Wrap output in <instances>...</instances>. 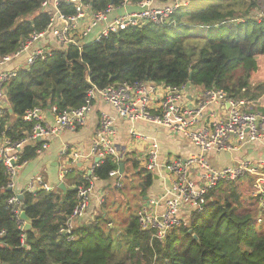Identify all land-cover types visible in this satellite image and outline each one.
I'll return each instance as SVG.
<instances>
[{
  "label": "trees",
  "instance_id": "1",
  "mask_svg": "<svg viewBox=\"0 0 264 264\" xmlns=\"http://www.w3.org/2000/svg\"><path fill=\"white\" fill-rule=\"evenodd\" d=\"M44 1L0 0V58L13 56L33 35L45 31L50 15L42 9ZM184 1L187 5L175 10L166 25L131 26L82 49L56 47L45 59L18 71L4 86L14 114L6 108L0 137L22 141L35 125L24 118L29 110L51 105L60 114L78 109L92 86L190 83L224 91L233 99L258 100L264 83L253 84L251 79L261 66L259 57H264L259 0ZM123 2L92 0L91 9L103 11ZM60 8L76 13L66 0ZM41 144L26 145L19 164L36 158ZM120 163L142 174L139 161L107 156L92 176L77 165L68 169L64 183L72 188L66 192L60 187L22 191L20 206L32 222L25 230L9 203L16 192L9 188L11 176L0 159V264H264V226L258 223L259 210L251 196L253 183L244 195L241 182H221L207 194L203 211L193 213L187 226L174 228L161 241L139 223L138 211L155 182L143 168L138 205L120 215L105 194L93 220L75 226L69 235L61 232L77 203L78 188L89 186L94 178L110 183V173L119 170ZM119 180H114L116 187H121Z\"/></svg>",
  "mask_w": 264,
  "mask_h": 264
},
{
  "label": "built area",
  "instance_id": "2",
  "mask_svg": "<svg viewBox=\"0 0 264 264\" xmlns=\"http://www.w3.org/2000/svg\"><path fill=\"white\" fill-rule=\"evenodd\" d=\"M61 1L43 2L42 9L50 15L47 28L42 33L33 35L24 47L14 54L15 56L29 50L47 36L54 37L58 47L73 46L82 49L87 43L99 41L112 32L131 26L149 23L157 26L166 25L170 22L173 12L188 3L184 0L162 2L145 0L134 4L138 7L136 10L110 18L115 9L131 4V0H124L120 7L111 5L98 12L91 9L92 0H66L76 9L73 15L61 10ZM52 49V46L45 45L35 48L28 58V66L30 67L37 59H45ZM11 57L0 58V64L9 61ZM17 74V71L0 72V118L7 108V105H4V101L6 103L4 86ZM185 88L186 84L182 87H170L163 83L151 82L122 83L104 88L92 86L80 108L56 113L55 122L51 125L45 122L43 109L29 110L24 118L35 122L32 132L20 142L13 143L4 138L0 143V159L12 180L9 188L13 189V179L26 163L19 164L26 145L38 141L42 144L37 153L46 151L51 140L62 131L75 130L85 125L94 102L99 99L109 104L119 118L130 123V132L134 140L149 141L143 163L145 171L159 177L166 172L172 177L160 195L149 197L139 209L138 218L142 230H153L154 237L163 241L174 228L187 226L193 213L205 209L210 190L223 181H237L249 175L253 177L251 196L259 210L258 223L264 226V172L246 160L225 167H215L208 158L212 152H235L246 144L264 139V112L253 110L252 101L233 99L226 92L214 89L206 90L197 106L190 107L184 102ZM212 105L226 108V116L223 118L213 115L209 122L201 123L204 112ZM54 111L56 112V109ZM139 121L151 123L171 135L186 139L197 149L196 153L187 158L171 156L162 162L158 139L138 132L135 126ZM114 124L115 120L111 116L102 115L91 149L93 155L100 161L107 156L120 160L121 151L115 142L117 132ZM62 154L69 165H76L83 158L78 151H70L67 147L63 149ZM98 164L99 162L95 166ZM67 171L68 169L63 172L62 177ZM110 176L117 179L122 177L119 170L112 171ZM94 181L95 178L89 186L78 188L77 203L61 232L71 234L76 221L87 214L94 191ZM117 184L121 185L119 181ZM37 189L54 191V187L46 183L41 175L33 177L27 190ZM21 193L22 191L16 192L9 199V203L15 207L14 211L19 221L23 211L19 199Z\"/></svg>",
  "mask_w": 264,
  "mask_h": 264
},
{
  "label": "crops",
  "instance_id": "3",
  "mask_svg": "<svg viewBox=\"0 0 264 264\" xmlns=\"http://www.w3.org/2000/svg\"><path fill=\"white\" fill-rule=\"evenodd\" d=\"M156 2L162 1L158 0ZM137 8L138 7L132 3L128 4L125 7L115 9L110 18L116 17L117 15L123 14L125 12L136 10ZM44 45L52 46L53 48L59 46L57 40L54 37L47 36L31 46L29 50L23 51L18 56L14 55L9 61L0 64V72H18L23 68H28V58L31 56L33 50ZM260 70L264 71V59H262ZM205 91L206 90H204L202 87H196L190 83L186 84L184 91L186 95L184 101L185 104L190 107H196L199 99ZM261 98H263V96L252 102L256 104L261 100ZM5 100L6 103L4 101V105H7V108L10 107V105H8L7 98ZM54 109L55 108L43 109L44 119L47 124L51 125L55 122L56 112ZM103 114H108L115 120L114 125L117 132L115 142L119 148V151H121L120 160L130 158L139 161V165L143 169L144 158L147 154L149 141L134 140L130 132V123L119 118L109 104L98 99L94 102L85 125L75 130L62 131L59 135L55 136L51 140L50 146L46 151L37 153L38 155L36 158L28 161L21 167L19 173L13 179V190L15 192L27 190L31 185L33 177L37 175L43 176L45 182L54 187L55 190L57 187H59L60 183H64V177H62L63 172L66 169H71L76 165L88 175L89 171L92 170L96 164V157L91 152V149ZM226 114V108L212 105L204 112L201 123L209 122L213 118V115L224 118ZM135 129L149 137H156L158 139L160 159L162 162L171 156L187 158L197 151V149L186 139L171 135L168 131L164 130L163 128H158L151 123L139 121L136 124ZM2 140V137H0V143ZM66 147L70 151L76 150L83 155L81 161L77 162L76 165H69L66 157L62 154L63 149ZM208 158L210 163L215 167H225L240 160H246L252 165L258 167L260 171L264 172V139L246 144L239 151L220 153L212 152L208 155ZM79 163H81V166H79ZM125 170L126 168H124V173ZM171 178V174L166 172L158 179L154 178L155 182L148 191V196L152 198L160 195L164 191L165 187L169 185V180ZM113 179L116 180V178ZM65 185L69 188H72V186H68L66 183ZM106 185H108V182L101 180L94 181V191L91 196L90 209L83 218L76 221V227L84 225L85 223L94 219V213L96 209L99 207L101 201L105 199Z\"/></svg>",
  "mask_w": 264,
  "mask_h": 264
},
{
  "label": "rangeland",
  "instance_id": "4",
  "mask_svg": "<svg viewBox=\"0 0 264 264\" xmlns=\"http://www.w3.org/2000/svg\"><path fill=\"white\" fill-rule=\"evenodd\" d=\"M259 5L261 8L259 12L262 15H264V0H259ZM262 59L264 58L259 57L261 63H262ZM260 69L261 66L258 72H256L251 79V81H253L254 84L259 82L264 83V71ZM262 105H264V95L263 98H261V100L256 104H254L251 108L256 111H263L264 106ZM137 169L142 172L141 175L135 173V169H133L130 165H127L126 172L124 173L123 177H121L119 180L121 183V187H116L114 180L105 186V190H106L105 194H107L110 205H113L112 206L113 211L115 212L119 211L120 215L121 213H124L130 205L136 206L142 200V197L140 198V196L138 195V183L141 180V178H143L141 176H143L145 173L143 172L141 166ZM236 182H241L243 184V185L241 184L240 187L242 188L243 194L246 195L247 188L249 187V185L253 183V177L249 175L243 178L242 180ZM98 211H99V207L96 209L94 216H96ZM116 226L120 227L119 224H117Z\"/></svg>",
  "mask_w": 264,
  "mask_h": 264
},
{
  "label": "water",
  "instance_id": "5",
  "mask_svg": "<svg viewBox=\"0 0 264 264\" xmlns=\"http://www.w3.org/2000/svg\"><path fill=\"white\" fill-rule=\"evenodd\" d=\"M48 108L51 109V108H52L51 105H49ZM8 111H9V113H10L11 115L14 114L13 109H12L11 107H8ZM95 161H96V163H98V162H100V159H99V158H96ZM79 166H81V163H79ZM124 168H125V167H124V163H120V164H119V173H120V175H123V174H124ZM92 174H93V170H90L89 173H88V175H89V176H92ZM153 177H154L155 179H158V178H159V176H158L157 174H154ZM116 179H117V178H116ZM59 187H60L63 191H65V192H66L67 190H69V188H68V187L65 185V183H63V182L60 183ZM76 189H77V188H76ZM63 198H65V196H63ZM144 198H145V200H147V199L149 198V196L147 195V196H145ZM19 199L22 200V195H19ZM20 221H21L22 223H24V229H25V230H28V229L31 228V226H32L31 219L28 217V215L26 214V212H25L24 210H23L22 213H21ZM194 236H195V235H194ZM195 238H197V236H195Z\"/></svg>",
  "mask_w": 264,
  "mask_h": 264
}]
</instances>
